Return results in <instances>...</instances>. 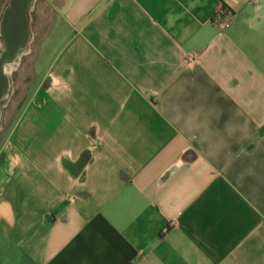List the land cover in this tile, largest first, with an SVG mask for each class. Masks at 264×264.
Masks as SVG:
<instances>
[{
	"label": "crops",
	"instance_id": "0c3cea01",
	"mask_svg": "<svg viewBox=\"0 0 264 264\" xmlns=\"http://www.w3.org/2000/svg\"><path fill=\"white\" fill-rule=\"evenodd\" d=\"M37 2L0 264H264V0Z\"/></svg>",
	"mask_w": 264,
	"mask_h": 264
},
{
	"label": "water",
	"instance_id": "95a60500",
	"mask_svg": "<svg viewBox=\"0 0 264 264\" xmlns=\"http://www.w3.org/2000/svg\"><path fill=\"white\" fill-rule=\"evenodd\" d=\"M36 0H8L0 18V128L4 107L12 95V70L32 39L31 10Z\"/></svg>",
	"mask_w": 264,
	"mask_h": 264
},
{
	"label": "rangeland",
	"instance_id": "374dc122",
	"mask_svg": "<svg viewBox=\"0 0 264 264\" xmlns=\"http://www.w3.org/2000/svg\"><path fill=\"white\" fill-rule=\"evenodd\" d=\"M8 0H0V18L4 7ZM31 10L32 28L38 29L41 26L40 14L37 7L40 2L35 3ZM39 40V37H36ZM36 40V41H37ZM1 42V36H0ZM37 44H34L30 55L22 54L19 65L12 70V95L4 107L3 120L0 128V138L3 136L8 123L18 118L21 110L23 109L27 96L31 91L32 84L36 82L38 73V66L35 65V58L37 55Z\"/></svg>",
	"mask_w": 264,
	"mask_h": 264
},
{
	"label": "clouds",
	"instance_id": "9594fccd",
	"mask_svg": "<svg viewBox=\"0 0 264 264\" xmlns=\"http://www.w3.org/2000/svg\"><path fill=\"white\" fill-rule=\"evenodd\" d=\"M17 166H20V167L23 166V160H22V157L19 154H16L15 156H12L10 158L9 168H8L9 174H11L12 169L17 167Z\"/></svg>",
	"mask_w": 264,
	"mask_h": 264
},
{
	"label": "built area",
	"instance_id": "2783aa9c",
	"mask_svg": "<svg viewBox=\"0 0 264 264\" xmlns=\"http://www.w3.org/2000/svg\"><path fill=\"white\" fill-rule=\"evenodd\" d=\"M215 22L218 24L219 27L224 28L230 24L229 19H222L221 16L215 17Z\"/></svg>",
	"mask_w": 264,
	"mask_h": 264
}]
</instances>
